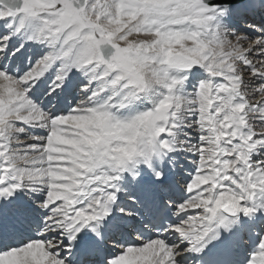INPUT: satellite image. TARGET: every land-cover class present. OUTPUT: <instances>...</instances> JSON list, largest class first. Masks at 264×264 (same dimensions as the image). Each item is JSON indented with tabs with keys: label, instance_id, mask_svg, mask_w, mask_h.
Here are the masks:
<instances>
[{
	"label": "snow or ice",
	"instance_id": "6c2138e0",
	"mask_svg": "<svg viewBox=\"0 0 264 264\" xmlns=\"http://www.w3.org/2000/svg\"><path fill=\"white\" fill-rule=\"evenodd\" d=\"M0 264H264V0H0Z\"/></svg>",
	"mask_w": 264,
	"mask_h": 264
}]
</instances>
